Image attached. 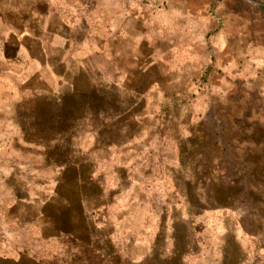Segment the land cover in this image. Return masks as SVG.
<instances>
[{
	"label": "rangeland",
	"instance_id": "obj_1",
	"mask_svg": "<svg viewBox=\"0 0 264 264\" xmlns=\"http://www.w3.org/2000/svg\"><path fill=\"white\" fill-rule=\"evenodd\" d=\"M263 204L264 0H0V264H264Z\"/></svg>",
	"mask_w": 264,
	"mask_h": 264
},
{
	"label": "trees",
	"instance_id": "obj_2",
	"mask_svg": "<svg viewBox=\"0 0 264 264\" xmlns=\"http://www.w3.org/2000/svg\"><path fill=\"white\" fill-rule=\"evenodd\" d=\"M59 234L60 236L58 238H55L53 240L50 239V241H55V243L61 245V248H63V250H65L66 252L68 251V253L65 252L64 254H62V256L65 255L64 257H71V264H97V259L100 256L96 249L91 246V243L89 244V242H86L85 240L76 238V236H74L72 233L70 234L61 231ZM59 241L62 243H60ZM111 257L115 256H103V259L104 261H109ZM123 260H125V264H133L127 259V257H124ZM41 261L45 263L43 259H41Z\"/></svg>",
	"mask_w": 264,
	"mask_h": 264
},
{
	"label": "crops",
	"instance_id": "obj_3",
	"mask_svg": "<svg viewBox=\"0 0 264 264\" xmlns=\"http://www.w3.org/2000/svg\"><path fill=\"white\" fill-rule=\"evenodd\" d=\"M244 132L246 133V132H248V130L244 129ZM180 206H181V205H180ZM263 206H264V204L262 205V207H263ZM182 211H183V210H182ZM205 211H206V210H205ZM206 212H210V211H206ZM218 212H237V210H232V209H229V210H222V209H219ZM246 212H254V213H257V214H258L259 212H262L261 215L264 216V213H263V212H264V208H263V210H258V212H256L255 209L251 208L250 210L247 209ZM259 215H260V214H259ZM218 219H221V218H218ZM31 257H32V259H34V260L36 261L37 258H36L35 256L32 255ZM37 260H38V259H37Z\"/></svg>",
	"mask_w": 264,
	"mask_h": 264
}]
</instances>
